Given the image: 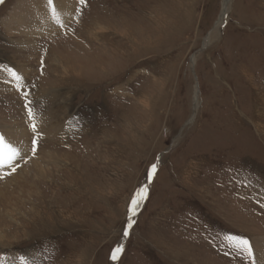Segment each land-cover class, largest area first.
Segmentation results:
<instances>
[{"label": "rangeland", "instance_id": "374dc122", "mask_svg": "<svg viewBox=\"0 0 264 264\" xmlns=\"http://www.w3.org/2000/svg\"><path fill=\"white\" fill-rule=\"evenodd\" d=\"M29 1L0 3V71H28L0 74V132L29 137L0 186L32 185L0 210V260L263 264L264 0H230L220 27L224 0H46L72 18L30 37L7 24Z\"/></svg>", "mask_w": 264, "mask_h": 264}, {"label": "bare ground", "instance_id": "6f19581e", "mask_svg": "<svg viewBox=\"0 0 264 264\" xmlns=\"http://www.w3.org/2000/svg\"><path fill=\"white\" fill-rule=\"evenodd\" d=\"M42 1L46 2V0H30L29 3H20V5H18V8L14 9V13H15L14 18L7 22L8 29L12 32L14 31L20 35H25V36H29V37L33 36V35L34 36H44V35H50L55 30H57L56 26H61V25L64 26V25L68 24V22L72 18V15H71L72 14V8H70L67 4H65L63 2H62L63 4H61L59 2L58 3L55 2V4H56L54 7L55 14H57V16H59V17L57 19H54V17H52V15H51L52 13L49 16L47 15V13L45 11L46 5ZM229 2H230V0H224L223 1V9L221 11V16H220V20L218 22V26L220 24H222V22H224L227 14H228ZM37 13L43 14L44 16L39 15ZM24 39H25V37H24ZM105 45H106V42H105ZM22 65L18 62V67H20L22 70L18 67H14L15 69H12L13 72H15L20 77L19 81L15 80L10 75V73L7 71L6 67L2 68L3 70L0 71V74L1 75L3 74L1 76V78L8 79L9 84L11 86H14L15 88L19 87L17 85H21V83L23 82V79H24L23 76H26L27 72H28ZM19 74H21V75H19ZM259 101H260V99H259ZM261 101L264 103V97H261ZM261 109H264V108H261ZM0 135H4L5 143H8L12 147H14V145L16 144V147H18V148L22 147L21 144L25 143L26 140L29 138L26 134L25 128L18 129L16 127L5 128V129H3L2 132H0ZM0 152H3L2 146H0ZM0 169H5V168H0ZM22 171H24V170H22ZM41 172H43V171L41 170ZM31 189H32V185L30 183V179L28 178L27 174H25V172H22L21 174L17 175L16 177H13V181H11L10 184L0 186V210H2L3 207L4 208L6 207V206H3L5 203H6V205L7 204L10 205L12 200L14 199V197L24 195L25 193H28V190L31 191ZM147 190H148V188H147ZM255 245H256L255 247H257V249L259 251L262 250L263 246L262 245L260 246V243H256ZM262 254H264V253L261 252L260 255H262ZM261 261L264 264V255H263V259L260 260V263H261ZM0 264H20V263L15 262V260L11 261V259L8 258V259L0 260Z\"/></svg>", "mask_w": 264, "mask_h": 264}, {"label": "snow or ice", "instance_id": "6c2138e0", "mask_svg": "<svg viewBox=\"0 0 264 264\" xmlns=\"http://www.w3.org/2000/svg\"><path fill=\"white\" fill-rule=\"evenodd\" d=\"M81 4L85 3V0H79ZM0 3H3V0H0ZM49 4L53 3V0H48ZM7 71L10 73V75L17 81H19L20 77L11 69H7ZM29 119H32V113L29 110ZM32 132L34 133V136L31 140V151L33 155H35L37 150V143L39 138V133L37 132V129L35 125H30ZM0 146L3 147V152H0V168L5 169H11V172L16 171V167L18 166L15 161H17L18 158L23 159V156L20 155V151L16 149L15 147L10 146L8 143H5V137L3 135H0ZM156 171V165L153 164L151 169L148 172V182L151 183L152 177L155 174ZM10 173H4V175H8ZM4 175H0V179L4 178ZM147 198V188H141L139 189L134 196L131 199L130 206L128 211L132 213V215L136 214V210L140 207L141 203L144 199ZM132 221L131 217L129 218V225L128 227H131ZM128 235L127 230L124 231V236L126 237ZM229 240L235 241L236 247L238 250L242 251L246 254V256L251 259L253 257V249L249 245V241L247 239H239L237 237H228ZM122 252V247L118 246L116 247L112 252V260H117L119 258V254ZM20 264H24V259H20ZM253 264L255 262L253 261Z\"/></svg>", "mask_w": 264, "mask_h": 264}, {"label": "water", "instance_id": "95a60500", "mask_svg": "<svg viewBox=\"0 0 264 264\" xmlns=\"http://www.w3.org/2000/svg\"><path fill=\"white\" fill-rule=\"evenodd\" d=\"M4 1V0H3ZM207 43V39L205 40V44ZM204 46H206V45H204ZM204 46H203V48H204ZM202 48V49H203ZM153 178V177H152ZM152 181V180H151ZM149 182H148V184H147V187H149ZM136 212H137V210H136ZM133 216V215H132ZM132 218V217H131ZM128 225H129V220H128ZM128 225H127V232H129V227H128ZM126 238H127V236L125 237V236H123L122 237V239H121V242H120V246L123 248V246H124V244H125V242H126Z\"/></svg>", "mask_w": 264, "mask_h": 264}]
</instances>
